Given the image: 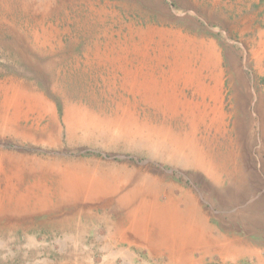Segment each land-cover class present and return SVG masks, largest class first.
<instances>
[{"label": "rangeland", "instance_id": "rangeland-1", "mask_svg": "<svg viewBox=\"0 0 264 264\" xmlns=\"http://www.w3.org/2000/svg\"><path fill=\"white\" fill-rule=\"evenodd\" d=\"M137 184L197 223L179 264L261 263L264 0H0V264L168 263L109 234Z\"/></svg>", "mask_w": 264, "mask_h": 264}, {"label": "bare ground", "instance_id": "bare-ground-1", "mask_svg": "<svg viewBox=\"0 0 264 264\" xmlns=\"http://www.w3.org/2000/svg\"><path fill=\"white\" fill-rule=\"evenodd\" d=\"M77 126L84 131L96 130L93 127V124L86 121L79 122ZM117 133L121 134V131L118 130ZM183 147L186 149V151ZM173 148L174 150H171V152H173L175 155H178L180 158L188 159L189 155H191L187 152L185 145L178 144V146L175 145ZM192 161L198 163L199 159H193ZM82 177H85V175H77L76 173L70 178V182L75 183ZM103 178H95L94 181H96L98 184L103 182L101 183V187H104L108 194L112 192L118 194V190L121 186L119 178L108 175L105 176L104 180ZM93 186H95V184L91 185V187ZM137 186L138 184L135 185L134 190H129L128 193L123 195L121 194V196L118 198L117 202L119 203L120 201L128 199V201H134L135 205L131 211L127 212L126 217L124 216V219H126L128 223L119 221L121 224L112 223L110 225V235H113V233H111L113 230L119 229L122 231L120 235H123V239L125 240L124 243H128V245L136 246L138 248H141L143 245L137 240L136 236H143L147 233L152 235L153 237L151 238L154 242L148 245L149 251L154 254V252L158 253L161 250L160 254H165L168 257V263L166 264H179L181 263L180 260L184 255H187L188 258L193 259L192 255L195 252L200 253L206 249L203 245V239L200 236L197 223H195L193 217H190L186 211L180 214V211L176 209L177 204L176 206L169 204V206L165 207L163 205H158L152 211L144 209L141 211L140 216H138L137 211H139V209L143 206L144 201L142 193L135 194V188H137ZM98 188H100V186ZM137 198L140 200L139 204H137L138 201L136 202ZM180 224H185V226ZM149 227H151L152 231L148 229ZM111 237L114 238V236ZM156 258L157 256L155 259Z\"/></svg>", "mask_w": 264, "mask_h": 264}, {"label": "crops", "instance_id": "crops-1", "mask_svg": "<svg viewBox=\"0 0 264 264\" xmlns=\"http://www.w3.org/2000/svg\"><path fill=\"white\" fill-rule=\"evenodd\" d=\"M260 264H264V258L262 259L261 263Z\"/></svg>", "mask_w": 264, "mask_h": 264}]
</instances>
